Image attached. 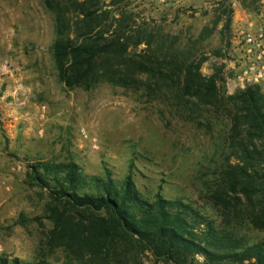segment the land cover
<instances>
[{"label":"trees","instance_id":"1","mask_svg":"<svg viewBox=\"0 0 264 264\" xmlns=\"http://www.w3.org/2000/svg\"><path fill=\"white\" fill-rule=\"evenodd\" d=\"M43 1L54 16V67L67 87L140 91L177 122L211 131L197 175L206 211L166 197L162 186L148 198L131 173L116 179L109 169L89 175L72 157L35 160L28 174L48 194L50 226L36 259L0 255V264H145L148 254L171 264H264L262 84L225 92L223 65L207 75V58L181 42L166 46L159 27L143 22L131 31L107 9L115 1ZM223 6L228 30L233 9L227 0Z\"/></svg>","mask_w":264,"mask_h":264},{"label":"rangeland","instance_id":"2","mask_svg":"<svg viewBox=\"0 0 264 264\" xmlns=\"http://www.w3.org/2000/svg\"><path fill=\"white\" fill-rule=\"evenodd\" d=\"M111 1L116 3L107 9L126 19L131 31L143 22L159 27L166 46L181 42L207 58L205 74L223 65L225 92L238 88L237 29L245 21L260 22L264 0H227L233 9L228 30L224 0ZM54 39V16L43 0H0V255L36 259L50 226L44 215L48 194L28 174L35 160L72 157L87 174L103 176L109 169L116 179L131 173L148 198L162 186L166 197L205 212L197 175L211 131L177 122L168 107L140 91L108 83L67 87L54 67ZM145 264L167 263L148 254Z\"/></svg>","mask_w":264,"mask_h":264},{"label":"built area","instance_id":"3","mask_svg":"<svg viewBox=\"0 0 264 264\" xmlns=\"http://www.w3.org/2000/svg\"><path fill=\"white\" fill-rule=\"evenodd\" d=\"M179 0H158L170 4ZM264 6V2H263ZM259 23L245 21L237 29V43L241 69L237 75V87L247 83H260L264 89V13ZM202 258V256H198ZM171 264V263H167Z\"/></svg>","mask_w":264,"mask_h":264},{"label":"crops","instance_id":"4","mask_svg":"<svg viewBox=\"0 0 264 264\" xmlns=\"http://www.w3.org/2000/svg\"><path fill=\"white\" fill-rule=\"evenodd\" d=\"M220 58H222V56ZM223 60L225 61V59H223Z\"/></svg>","mask_w":264,"mask_h":264}]
</instances>
